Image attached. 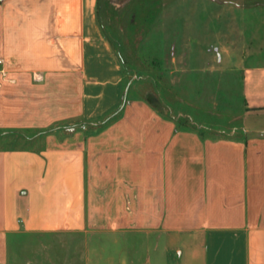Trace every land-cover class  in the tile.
Returning a JSON list of instances; mask_svg holds the SVG:
<instances>
[{
    "label": "crops",
    "instance_id": "0c3cea01",
    "mask_svg": "<svg viewBox=\"0 0 264 264\" xmlns=\"http://www.w3.org/2000/svg\"><path fill=\"white\" fill-rule=\"evenodd\" d=\"M222 1L258 29L240 137L129 96L99 0L0 2V264L14 239L72 232L154 235L181 264H264V0Z\"/></svg>",
    "mask_w": 264,
    "mask_h": 264
},
{
    "label": "rangeland",
    "instance_id": "374dc122",
    "mask_svg": "<svg viewBox=\"0 0 264 264\" xmlns=\"http://www.w3.org/2000/svg\"><path fill=\"white\" fill-rule=\"evenodd\" d=\"M103 10L129 96L148 99L180 126L207 136L244 134V74L258 65L247 60L258 50L252 45L258 29L242 24L238 9L222 0H104ZM27 141L8 139L19 146ZM178 259L154 235L114 243L82 232L47 233L11 242V264H181Z\"/></svg>",
    "mask_w": 264,
    "mask_h": 264
},
{
    "label": "trees",
    "instance_id": "16d2710c",
    "mask_svg": "<svg viewBox=\"0 0 264 264\" xmlns=\"http://www.w3.org/2000/svg\"><path fill=\"white\" fill-rule=\"evenodd\" d=\"M104 0H99V17H100V21L103 24V19H102V3Z\"/></svg>",
    "mask_w": 264,
    "mask_h": 264
},
{
    "label": "built area",
    "instance_id": "2783aa9c",
    "mask_svg": "<svg viewBox=\"0 0 264 264\" xmlns=\"http://www.w3.org/2000/svg\"><path fill=\"white\" fill-rule=\"evenodd\" d=\"M0 63H3V59H0Z\"/></svg>",
    "mask_w": 264,
    "mask_h": 264
},
{
    "label": "water",
    "instance_id": "95a60500",
    "mask_svg": "<svg viewBox=\"0 0 264 264\" xmlns=\"http://www.w3.org/2000/svg\"><path fill=\"white\" fill-rule=\"evenodd\" d=\"M2 1H4V0H0V2H2Z\"/></svg>",
    "mask_w": 264,
    "mask_h": 264
}]
</instances>
